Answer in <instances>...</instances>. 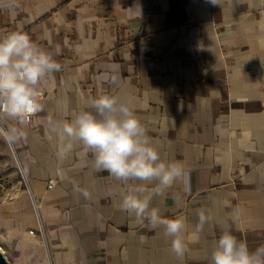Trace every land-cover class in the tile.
Returning a JSON list of instances; mask_svg holds the SVG:
<instances>
[{
  "label": "crops",
  "instance_id": "obj_1",
  "mask_svg": "<svg viewBox=\"0 0 264 264\" xmlns=\"http://www.w3.org/2000/svg\"><path fill=\"white\" fill-rule=\"evenodd\" d=\"M7 3L0 0V34L22 26L45 49L59 45L62 64L43 86L45 110L13 147L41 203L47 252L23 192L0 204L7 264H209L220 231L213 222L197 236L195 211L223 216L225 201L241 210L233 234L253 250L264 244V0ZM101 94L132 96L154 146L191 172L189 193L176 186L154 201L162 216L189 222L182 261L162 229L121 210L126 185L94 171L82 147L55 155L47 120L70 118Z\"/></svg>",
  "mask_w": 264,
  "mask_h": 264
},
{
  "label": "clouds",
  "instance_id": "obj_2",
  "mask_svg": "<svg viewBox=\"0 0 264 264\" xmlns=\"http://www.w3.org/2000/svg\"><path fill=\"white\" fill-rule=\"evenodd\" d=\"M208 2L220 5V0ZM5 6L18 8V0H8ZM59 52V45L55 52L45 49L22 26L0 34V138L10 148L27 139V125L45 110L41 101L43 86L62 70V64L55 59ZM118 80L113 75L110 83L117 85ZM64 116L47 120L49 133L57 140L56 157L67 159L78 146L82 147L91 155L94 171H105L126 185L120 194L121 210L138 225L162 229L163 235L170 238V252L182 261L189 252V222L185 217L162 216L154 201L176 186L189 193L191 172L181 161L162 156L154 146L137 115L133 97H89L70 118L66 112ZM76 191L85 199L91 197L85 189ZM223 206L231 209L223 216H214L208 208L195 211L197 236L213 222L220 231L209 264H264V244L253 250L246 240L233 234L231 225L240 219L241 210L232 208L227 201Z\"/></svg>",
  "mask_w": 264,
  "mask_h": 264
},
{
  "label": "rangeland",
  "instance_id": "obj_3",
  "mask_svg": "<svg viewBox=\"0 0 264 264\" xmlns=\"http://www.w3.org/2000/svg\"><path fill=\"white\" fill-rule=\"evenodd\" d=\"M20 194H23V188L20 184L16 161L11 148L5 141L0 140V204L8 206ZM35 233L38 237L37 230Z\"/></svg>",
  "mask_w": 264,
  "mask_h": 264
},
{
  "label": "built area",
  "instance_id": "obj_4",
  "mask_svg": "<svg viewBox=\"0 0 264 264\" xmlns=\"http://www.w3.org/2000/svg\"><path fill=\"white\" fill-rule=\"evenodd\" d=\"M11 151L13 153L14 159L17 164V169H18V174L20 177V184L23 188V192L28 198L30 208L33 214V217L35 219L36 225H37V233L39 240L44 247L45 251L47 252V243H46V236H45V228L42 220V215H41V203L40 201L35 197L32 188H31V181L28 175L25 172V169L21 165L17 154L13 147L11 148ZM51 185H48V189H51Z\"/></svg>",
  "mask_w": 264,
  "mask_h": 264
},
{
  "label": "water",
  "instance_id": "obj_5",
  "mask_svg": "<svg viewBox=\"0 0 264 264\" xmlns=\"http://www.w3.org/2000/svg\"><path fill=\"white\" fill-rule=\"evenodd\" d=\"M0 264H7V261L1 252H0Z\"/></svg>",
  "mask_w": 264,
  "mask_h": 264
}]
</instances>
